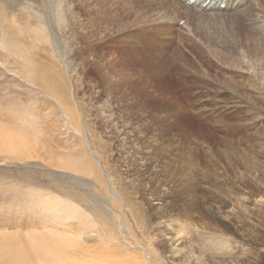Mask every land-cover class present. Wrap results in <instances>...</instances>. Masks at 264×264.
<instances>
[{
	"label": "rangeland",
	"instance_id": "obj_1",
	"mask_svg": "<svg viewBox=\"0 0 264 264\" xmlns=\"http://www.w3.org/2000/svg\"><path fill=\"white\" fill-rule=\"evenodd\" d=\"M2 1L0 255L264 264L263 8Z\"/></svg>",
	"mask_w": 264,
	"mask_h": 264
},
{
	"label": "bare ground",
	"instance_id": "obj_2",
	"mask_svg": "<svg viewBox=\"0 0 264 264\" xmlns=\"http://www.w3.org/2000/svg\"><path fill=\"white\" fill-rule=\"evenodd\" d=\"M4 1V0H3ZM1 2L2 4H4V2ZM190 1V0H189ZM208 0H195V1H193L194 2V4L196 5V3L197 2H200L201 3V5H206V7H207V9H209V8H214V9H217V5H218V1H215V0H210L209 2H207ZM229 1V5L231 6V8L232 9H235V10H237L238 9V5L240 4L241 5V3L243 4V6H245V7H247V6H249L248 8H247V12H245V14H243V15H241L240 16V18L243 20H250V19H248V16H254V11H256V10H259L261 7L263 8V12H264V0H233V2L234 1H238V4L236 5V2L235 3H232L230 0H228ZM8 4H9V2L8 1H6ZM180 2H181V0H180ZM225 2V0H221V2H220V4H219V7L221 8V4H223ZM185 4H186V2H185ZM186 6V5H185ZM187 7H189V6H187ZM194 8L193 10H195V12H192L193 13V16H196V17H200V16H205L204 14H202L203 12H201V11H199L198 10V8H196V7H194V6H191V7H189V8ZM198 7H200V5L198 6ZM219 9V8H218ZM191 12V11H190ZM263 15H264V13H263ZM13 16V12H11L10 11V13H9V19H11V17ZM264 17V16H263ZM253 21L255 22V18L253 19ZM255 28L257 29V30H259L260 31V29H262L263 28V26L262 25H260V26H255ZM263 39V38H262ZM263 41H264V39H263ZM153 68V67H152ZM153 72V71H152ZM158 73V72H157ZM151 74V73H150ZM158 76V75H157ZM162 77V76H161ZM222 86V85H221ZM224 89H225V87H224ZM225 91V90H224ZM235 94V96H236V98L237 99H239V100H243L244 98L241 96V95H239L238 93H236V92H234ZM253 96V95H252ZM251 99V98H250ZM248 100V99H247ZM219 101V100H218ZM217 102V101H216ZM248 102V101H247ZM246 102V103H247ZM246 103H245V105H246ZM248 104V103H247ZM250 104V103H249ZM248 104V105H249ZM227 108H229V107H227ZM216 173V172H215ZM219 176V175H218ZM218 179V178H217ZM254 201H257V202H262L261 201V199H257V200H254ZM260 204V203H259ZM213 215V214H212ZM216 215V214H215ZM215 215H213L214 217H215ZM213 216L211 217V218H213ZM218 219V217H216L215 219H214V221L215 220H217ZM217 221H219L220 223H221V220L220 219H218ZM236 232V231H235ZM181 239H177L176 240V242H181L180 241ZM263 250H264V248H263ZM203 256V255H202ZM11 256L10 255H8V256H5V255H0V264H9V258H10ZM187 257H188V261L189 262H197V260H196V258L194 257V254H193V252L190 250V248L188 249V251H187Z\"/></svg>",
	"mask_w": 264,
	"mask_h": 264
}]
</instances>
